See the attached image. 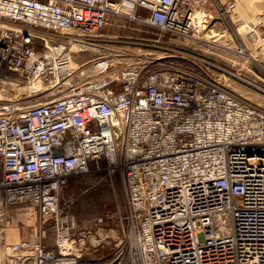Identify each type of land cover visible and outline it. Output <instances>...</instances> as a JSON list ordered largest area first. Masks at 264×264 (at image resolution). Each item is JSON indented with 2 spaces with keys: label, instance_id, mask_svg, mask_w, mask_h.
I'll use <instances>...</instances> for the list:
<instances>
[{
  "label": "built area",
  "instance_id": "1",
  "mask_svg": "<svg viewBox=\"0 0 264 264\" xmlns=\"http://www.w3.org/2000/svg\"><path fill=\"white\" fill-rule=\"evenodd\" d=\"M237 0H0V80L63 87L77 32L97 39L112 16L184 39L231 23ZM204 34V36H205ZM211 39V38H210ZM234 52L243 55V48ZM240 53V54H239ZM194 57V56H193ZM158 70L132 64L68 94L0 114V220L13 204L57 217L58 242L28 237L2 246L1 264H69V216L59 220L72 176L120 165L133 222L128 259L100 264H264V109L217 75L216 60ZM264 80V63L253 67ZM59 251V252H57ZM71 260V259H70ZM72 264H79L75 259Z\"/></svg>",
  "mask_w": 264,
  "mask_h": 264
},
{
  "label": "rangeland",
  "instance_id": "2",
  "mask_svg": "<svg viewBox=\"0 0 264 264\" xmlns=\"http://www.w3.org/2000/svg\"><path fill=\"white\" fill-rule=\"evenodd\" d=\"M238 4L240 0H237ZM242 12L243 41L236 36L240 27V23L234 20L236 13L232 15L231 23H224L232 33L234 43L223 38L214 41L208 35L204 36L205 33L198 34L199 39H184L140 23L127 14L112 16L97 39L79 37L77 32L61 35V39L76 36L90 46L81 51L74 42L71 43L74 59L72 74L66 79L68 82L61 88L42 91L37 80L28 82L14 77L0 80V114L20 112L31 105L50 101L68 94L76 85L114 75L126 65L140 64L148 70H158L191 61L206 65L205 59L217 60L220 65L230 68L229 63L215 52L218 49L229 51L227 48L231 45L243 48L245 52L239 55L241 59H235L238 65L230 64L236 68L232 70L242 74L243 81L227 78L222 71H216L217 75L236 97L264 109V80L253 67L256 59L264 63V0H243ZM85 55L87 59H83ZM33 85L36 86L34 89ZM65 216L76 224L74 229L66 231L69 242L75 244L74 248L66 253L57 251L62 258H68V263L72 264L75 259L79 264L105 263L119 251L125 255V261L128 259L134 226L120 165L110 166L101 161L99 169L72 176L61 197L60 222ZM57 221V217H40L38 231L44 232L34 237L41 239L46 247L56 248L59 239Z\"/></svg>",
  "mask_w": 264,
  "mask_h": 264
},
{
  "label": "crops",
  "instance_id": "3",
  "mask_svg": "<svg viewBox=\"0 0 264 264\" xmlns=\"http://www.w3.org/2000/svg\"><path fill=\"white\" fill-rule=\"evenodd\" d=\"M220 1L227 2L229 0H220ZM242 10H243V0H240V5H238V8L235 11L236 16L234 17V20L240 23L239 29L237 28V31H239V33L238 35L236 34V36L239 37L241 41H243V18H242L243 12ZM251 30L254 31L252 27H251ZM207 35L214 41H217L223 38L225 41L230 42V43L236 42L230 30H227L226 27H224V23L222 22H219L216 27L210 29L207 32V34H205V36ZM216 37H218V39ZM234 51H235L234 49L229 50V51L227 50L222 51L218 49L215 52V54L224 58L226 62L229 63V65L230 64L233 65L234 63L238 65V62L235 59H238V58L241 59V58ZM220 52H223V54L227 57H225ZM87 58L88 56L86 55L83 57V59H87ZM229 65L227 66L230 67V69H236L235 67L231 65L229 66ZM242 69H243V66H242ZM3 173H4V164H3V158L0 155V179L3 176ZM40 217L42 216L39 210L36 207L31 206V205H23V204L18 203V204H13L7 207V216L5 217L4 220H0V261H1V256H2V246L5 243L16 242L24 238L34 237L36 235H38L39 237L40 234H43L44 231H38L41 227ZM31 232H33V234H31L32 236L30 235ZM38 237H34V238H38Z\"/></svg>",
  "mask_w": 264,
  "mask_h": 264
},
{
  "label": "bare ground",
  "instance_id": "4",
  "mask_svg": "<svg viewBox=\"0 0 264 264\" xmlns=\"http://www.w3.org/2000/svg\"><path fill=\"white\" fill-rule=\"evenodd\" d=\"M239 5V4H238ZM238 5L236 6V8H235V11H236V9L238 8ZM250 27V26H249ZM76 44V43H75ZM78 47H80V50L81 51H83V49H87V48H90V46H88V44L87 43H80V44H76ZM227 49H229V50H232V49H234V50H237V48H235V47H233V46H230V47H228ZM72 51V50H71ZM72 53H73V51H72ZM244 54H245V52H243ZM240 54V53H239ZM73 59H74V53H73ZM73 63V62H72ZM2 80H6V79H2ZM33 89H34V87H36V86H31ZM68 252V251H67ZM69 264H71V263H69Z\"/></svg>",
  "mask_w": 264,
  "mask_h": 264
}]
</instances>
